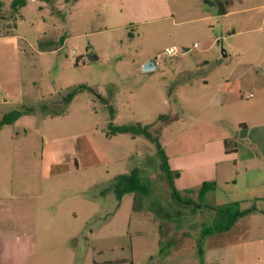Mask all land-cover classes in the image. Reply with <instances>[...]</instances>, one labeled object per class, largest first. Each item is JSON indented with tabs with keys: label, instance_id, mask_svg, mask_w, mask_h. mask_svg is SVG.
Here are the masks:
<instances>
[{
	"label": "rangeland",
	"instance_id": "1",
	"mask_svg": "<svg viewBox=\"0 0 264 264\" xmlns=\"http://www.w3.org/2000/svg\"><path fill=\"white\" fill-rule=\"evenodd\" d=\"M230 1L219 15L205 0H27L18 13L0 0V122L22 114L0 127V264H264V156L217 153V128L233 126L189 112L232 90L237 60L263 74L264 0ZM110 109L114 126L185 122L161 127L166 150L217 161L214 188L176 200L149 141L106 136ZM133 170L148 194L118 201L114 179ZM226 206L247 213L205 234Z\"/></svg>",
	"mask_w": 264,
	"mask_h": 264
},
{
	"label": "crops",
	"instance_id": "2",
	"mask_svg": "<svg viewBox=\"0 0 264 264\" xmlns=\"http://www.w3.org/2000/svg\"><path fill=\"white\" fill-rule=\"evenodd\" d=\"M235 70L237 74L234 78L235 83H233L232 90H218L207 104L208 113L198 114V116L191 109H189V112L195 117L194 123H222L228 127L233 126L234 132H230L227 128H217L218 137L222 141L220 149L217 146V153L222 152L224 155H232L235 157L236 162L237 160L241 162L251 161L255 157L264 156V68L262 69L263 74L258 76L252 62L237 60ZM243 87L251 89L245 96H242L244 94L240 92ZM236 93L240 94V98L236 96ZM172 123L169 126L185 122L175 119ZM164 129L160 132L161 145L167 156L170 169L179 173V177L174 181L175 189L178 192H191L199 189L198 187L203 183L216 184L217 175L216 172H212L211 168L218 164L217 161L212 160L204 162L203 166H196L191 164L190 159L186 161H182V158L177 157L173 159V155L166 150L168 143L164 141ZM231 138L237 139V145L234 153L227 154L224 142Z\"/></svg>",
	"mask_w": 264,
	"mask_h": 264
},
{
	"label": "trees",
	"instance_id": "3",
	"mask_svg": "<svg viewBox=\"0 0 264 264\" xmlns=\"http://www.w3.org/2000/svg\"><path fill=\"white\" fill-rule=\"evenodd\" d=\"M38 1L50 4L52 0H38ZM205 2L217 6L219 15H225L227 13L225 7L231 3L230 0H216L215 2H209L208 0H205ZM26 5H27V0H11L10 9L13 12L18 13L19 10L24 8ZM0 7H1V3H0ZM59 42L63 45L64 38L61 37ZM85 90H91V89L84 85L74 88L70 93H68L64 97L63 101L68 105L77 93ZM99 99L104 104L107 105V101L104 98L99 97ZM21 115L22 114L19 112H12L8 115H5L2 121L0 122V127L3 125L12 124L16 120H18L21 117ZM113 117H114L113 111L112 109H110V122L108 124L109 131L106 132V136L110 137L117 134H128L133 138L141 136L145 138L147 141H149L153 145L156 154L159 156L161 160V169L166 178L167 185L172 191V196L176 200L181 201L180 193L174 187V181L176 178L179 177V173L177 171H172L170 169L167 156L163 150L160 141L161 127L168 125L175 118L162 115L159 117L157 123L152 125H141L140 123H137L133 125L114 126L112 123ZM153 131L155 134H153ZM224 148L227 154L234 153L236 144L229 141H225ZM134 172L135 171L133 170L130 172V174H123L114 179L113 191L116 194L118 201H120L121 197L126 194L137 196L139 193L143 196H147L148 189L146 188V186L141 184L139 178ZM213 188H214L213 183H203L201 185V188L199 189L198 194L199 195L205 194L208 191L212 190ZM138 197L141 196L138 195ZM230 210H231L230 207L227 206L219 209L217 212L218 216L220 217L225 216L228 219V221L220 226L208 230V232L205 234L226 232L231 229V227L235 224L238 218L242 217L247 213V212L231 213Z\"/></svg>",
	"mask_w": 264,
	"mask_h": 264
},
{
	"label": "water",
	"instance_id": "4",
	"mask_svg": "<svg viewBox=\"0 0 264 264\" xmlns=\"http://www.w3.org/2000/svg\"><path fill=\"white\" fill-rule=\"evenodd\" d=\"M186 51H187V49H184V52H186ZM93 60H95V57H91V58H90V61H93ZM155 66H156L155 61H150V62H148V63H146V64L144 65V67H143L142 70H143V71H150V70L154 69Z\"/></svg>",
	"mask_w": 264,
	"mask_h": 264
},
{
	"label": "built area",
	"instance_id": "5",
	"mask_svg": "<svg viewBox=\"0 0 264 264\" xmlns=\"http://www.w3.org/2000/svg\"><path fill=\"white\" fill-rule=\"evenodd\" d=\"M166 54L173 55V54H175V51L173 49H168V50H166ZM249 97H251V95H249Z\"/></svg>",
	"mask_w": 264,
	"mask_h": 264
}]
</instances>
